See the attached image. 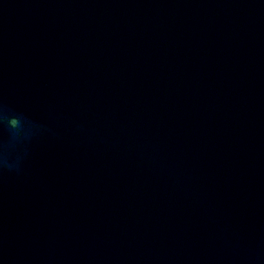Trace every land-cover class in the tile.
<instances>
[{"label": "water", "instance_id": "water-1", "mask_svg": "<svg viewBox=\"0 0 264 264\" xmlns=\"http://www.w3.org/2000/svg\"><path fill=\"white\" fill-rule=\"evenodd\" d=\"M0 264H264V0H0Z\"/></svg>", "mask_w": 264, "mask_h": 264}]
</instances>
